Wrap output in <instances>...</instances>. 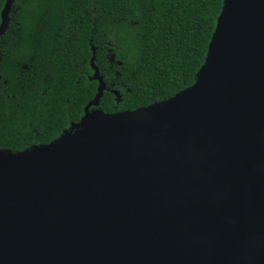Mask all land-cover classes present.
Returning <instances> with one entry per match:
<instances>
[{
  "label": "water",
  "instance_id": "obj_1",
  "mask_svg": "<svg viewBox=\"0 0 264 264\" xmlns=\"http://www.w3.org/2000/svg\"><path fill=\"white\" fill-rule=\"evenodd\" d=\"M91 52L79 121L0 149V264H264V0H223L194 82L148 106L98 108Z\"/></svg>",
  "mask_w": 264,
  "mask_h": 264
},
{
  "label": "trees",
  "instance_id": "obj_2",
  "mask_svg": "<svg viewBox=\"0 0 264 264\" xmlns=\"http://www.w3.org/2000/svg\"><path fill=\"white\" fill-rule=\"evenodd\" d=\"M222 4L13 0L0 36V149L47 143L79 121L98 84L91 45L106 86L97 106L104 112L148 106L190 86Z\"/></svg>",
  "mask_w": 264,
  "mask_h": 264
}]
</instances>
